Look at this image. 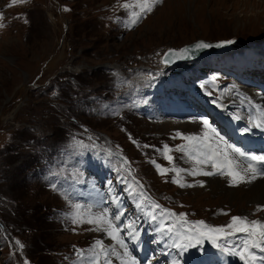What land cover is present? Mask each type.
Returning a JSON list of instances; mask_svg holds the SVG:
<instances>
[{
    "label": "rangeland",
    "instance_id": "obj_1",
    "mask_svg": "<svg viewBox=\"0 0 264 264\" xmlns=\"http://www.w3.org/2000/svg\"><path fill=\"white\" fill-rule=\"evenodd\" d=\"M127 2L23 0L13 5L0 0V222L12 237L7 241L0 227V264L25 259L29 264H74L76 249L106 240L89 230L92 225L71 223L65 192L84 204L105 197L104 207L118 196L126 209L124 220L137 221L140 241L146 244L144 257L136 244L129 245L140 264L144 259L151 264H171L173 259L181 264H242L208 242L183 256L168 247L125 190L121 178L127 173L116 171L121 156L131 162L133 175L153 200L186 213L189 221L220 226L236 215L264 220V211H256L264 201L253 200L252 193L258 192L250 191L263 178L231 187L219 175L185 176L204 186L180 188L171 183L174 173L161 176L150 162L172 167L155 149L185 143L173 139L177 131L202 134L198 121L207 110L210 124L228 143L246 147L234 129L227 132L211 115L227 111L236 116L231 95L223 93L232 84L235 90L238 85L261 92V85L254 86L245 74L264 69V0H163L131 30L120 22L126 17L121 5ZM199 39L239 43L219 60L161 71L158 59L164 49ZM74 139L95 147L74 152ZM107 151L117 155L109 158ZM171 154L177 167L192 166L182 153ZM77 170L82 173L79 183L73 180ZM127 179L131 182L132 176ZM53 182L59 190H53ZM113 264L119 261L113 258Z\"/></svg>",
    "mask_w": 264,
    "mask_h": 264
},
{
    "label": "snow or ice",
    "instance_id": "obj_2",
    "mask_svg": "<svg viewBox=\"0 0 264 264\" xmlns=\"http://www.w3.org/2000/svg\"><path fill=\"white\" fill-rule=\"evenodd\" d=\"M23 0H12V4L22 3ZM163 2V0H130V2L121 5L126 10V17L121 19L123 26L129 30L135 27L147 14ZM64 11H68L67 8ZM0 19H3L0 14ZM3 26V25H0ZM233 41H223L219 44L199 41L191 47L168 49L163 54L161 63L165 66L175 62L176 59L191 58L196 52L212 47H223L232 44ZM215 83V80H213ZM202 88L205 85H201ZM232 89L225 88L223 93H229ZM209 95L211 93H208ZM56 95V93H53ZM223 99V95L217 98V101ZM251 104V101H249ZM222 106V105H220ZM257 115H249L247 125L241 130L243 133H250L252 130L260 129L264 131V109L257 105H252ZM240 120L239 115L235 116ZM203 126L202 134H182L177 131L173 139H182L183 144L175 146V149L168 144L155 151L159 153L172 167H164L157 163L155 159L150 162L154 165L157 173L166 176L168 173H174L171 183L180 188L204 186L202 180L195 183H189L185 176H214L219 175L227 178L231 187L242 184H251L258 178H264V152H248L228 143L224 137L210 124L206 118L198 121ZM92 139L91 136L88 138ZM135 142V141H134ZM74 152H82L94 148L95 144H85L82 140H73L70 146ZM143 147H150L143 145ZM173 151L182 153V159L186 158L191 163L190 168L177 167L175 158L171 154ZM111 151H107V156L111 158ZM120 166L117 172H125L127 176H132V181L128 182L127 176L121 178L125 183V190L136 201V209L142 213L145 219L155 223L154 231L160 235L161 239H166L168 247L176 249L180 256L190 249H200L205 242L211 244L222 255L238 258L242 264H264V220L250 219L248 216H231L230 222L226 225H210L204 220L189 221L186 213H175L169 209L163 208L159 203L153 200L145 191L144 186L133 175L131 162L125 157H119ZM55 176L57 173H52ZM82 173L77 170L73 175L76 183L80 182L79 177ZM108 185L112 184L109 180ZM53 190H59L56 183L50 185ZM109 193L114 190L109 187ZM69 199L71 212L69 219L73 225L88 224L93 227L90 231L102 233L110 243L106 244L104 239H95L93 244L87 249H76L77 259L74 264H113V258L119 261V264H140V261L132 254L129 245L138 244L140 241V231L137 228L136 220H124L126 209L122 206L120 198L116 195L111 196L110 206L104 207L108 199L102 197L98 202L79 203L73 202L67 192L64 193ZM256 211H264V207L257 206ZM227 214V213H222ZM75 230V229H73ZM19 249L24 245L20 241H15ZM87 251V256L85 255ZM22 264H29L25 259ZM151 264V261L148 262ZM171 264H181L179 259H173Z\"/></svg>",
    "mask_w": 264,
    "mask_h": 264
},
{
    "label": "bare ground",
    "instance_id": "obj_3",
    "mask_svg": "<svg viewBox=\"0 0 264 264\" xmlns=\"http://www.w3.org/2000/svg\"><path fill=\"white\" fill-rule=\"evenodd\" d=\"M233 86L234 84H232L231 86L233 90L231 92H233V94L231 95L230 98H231V102L234 104V108H233L234 114L239 115L241 117L240 120H236L235 117L233 116V128L237 134V137L241 138L244 141V144H246V147L243 150L248 151V152H256L257 154L264 152V131H261L260 129H255V128L250 133H243L241 131L246 126V124L242 120V119H246V116H247L246 111L249 112L252 116L257 115L255 109L252 107L253 104L259 106L261 109H264V88H262V92H258L257 90L245 89L244 87H241L238 85H237V89L235 90L233 89ZM238 93L243 95V99H239L237 95ZM249 101H251L250 105L245 104V103H249ZM244 105L246 106L242 107ZM223 114L226 116L227 112L224 111ZM228 116H230V114H228ZM191 123L194 124V122H191ZM183 124L185 126L189 125L186 123H183ZM97 172L99 175L102 174L100 171H97ZM252 185L250 186L251 187L250 191L256 189V191L258 192V194L257 193L254 194L251 192L252 195H254L252 196L253 200L256 199L259 201H264V178L260 181L255 182L253 186ZM234 196H235L234 194L231 195V197H234ZM105 243L106 244L110 243L107 237H106ZM138 248H139V253L143 254L145 247L142 245L141 242H139ZM132 254L136 257L134 252H132ZM114 261H115V258H114Z\"/></svg>",
    "mask_w": 264,
    "mask_h": 264
},
{
    "label": "water",
    "instance_id": "obj_4",
    "mask_svg": "<svg viewBox=\"0 0 264 264\" xmlns=\"http://www.w3.org/2000/svg\"><path fill=\"white\" fill-rule=\"evenodd\" d=\"M230 40L233 41V43L230 44V45H225L223 47H212V48H209V49H204V50H201L199 52H196L194 55L191 56V58H188V59H176L175 62L169 64L168 66H165L163 63H161V60L163 58V54L165 52H167L168 49L179 50L181 48L191 47L196 42H199V41H204V42L210 43L212 45H216V44H219V43L223 42L224 40L223 41H216V42H209V41H205V40L199 39V40H196L194 42H191V43L185 44L183 46H180L178 48H176V47H168V48L165 49L163 54L159 57L158 61H159V64L162 66L163 70H167V69H170V68L183 66V65H186V64H189V63H193V62H198V61L207 59V58H209L211 56H214L216 54L232 50L233 49V44H235L237 42V40L236 39H230ZM225 41H228V40H225Z\"/></svg>",
    "mask_w": 264,
    "mask_h": 264
},
{
    "label": "trees",
    "instance_id": "obj_5",
    "mask_svg": "<svg viewBox=\"0 0 264 264\" xmlns=\"http://www.w3.org/2000/svg\"><path fill=\"white\" fill-rule=\"evenodd\" d=\"M4 232H5L6 235H8V233H7V229H6V228H5V231H4ZM1 241H2V240H1Z\"/></svg>",
    "mask_w": 264,
    "mask_h": 264
}]
</instances>
